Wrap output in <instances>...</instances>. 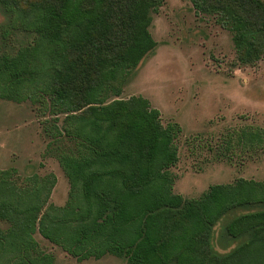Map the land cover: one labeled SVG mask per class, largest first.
Masks as SVG:
<instances>
[{
    "label": "trees",
    "instance_id": "16d2710c",
    "mask_svg": "<svg viewBox=\"0 0 264 264\" xmlns=\"http://www.w3.org/2000/svg\"><path fill=\"white\" fill-rule=\"evenodd\" d=\"M190 1L233 33L241 64L258 62L264 53L263 0ZM162 2L0 0L8 15L0 25V99L21 101L28 85L44 83L51 105L66 116V131L77 140V152L62 154L60 163L86 205L70 201L61 218H51L0 172V221L12 225L6 235L0 230L1 264L7 254L21 257L19 264H53L48 256L30 257L37 229L78 260L264 264V182L239 179L184 199L174 193L171 172L179 161V128L164 127L159 112L142 98L105 104L98 96L154 49L150 13ZM19 34L33 35V45H20L15 53L19 46L11 38ZM238 136L244 149L264 150V131ZM240 210L248 212L225 229L244 242L219 255L212 245L214 227Z\"/></svg>",
    "mask_w": 264,
    "mask_h": 264
},
{
    "label": "rangeland",
    "instance_id": "374dc122",
    "mask_svg": "<svg viewBox=\"0 0 264 264\" xmlns=\"http://www.w3.org/2000/svg\"><path fill=\"white\" fill-rule=\"evenodd\" d=\"M150 19L154 49L137 68L122 71L113 88L103 86L100 100L111 104L142 98L159 112L164 127L179 128V161L171 172L174 193L184 199H198L211 186L239 179L264 182L263 147L244 149L238 136L264 131V53L255 64H241L233 33L214 16L198 13L190 0H163L152 9ZM7 22L1 8L0 25ZM11 39L19 46L16 53L22 45H33L34 36ZM45 91L39 81L24 89L21 101L0 99V172L31 206L41 205L43 213L59 219L70 201L86 205L60 163L62 154L77 152V140L66 131V116L51 105ZM247 212L231 213L214 227L212 245L219 255L244 242L229 237L225 228ZM11 227L0 221L4 235ZM31 238L35 248L30 257L48 256L53 264H127L114 256L78 260L38 229ZM4 260L19 264L21 257L7 254Z\"/></svg>",
    "mask_w": 264,
    "mask_h": 264
}]
</instances>
